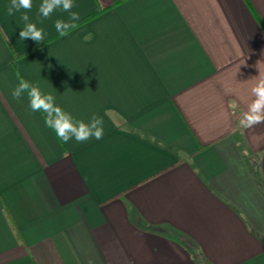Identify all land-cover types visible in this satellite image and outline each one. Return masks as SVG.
Segmentation results:
<instances>
[{"label":"crops","instance_id":"0c3cea01","mask_svg":"<svg viewBox=\"0 0 264 264\" xmlns=\"http://www.w3.org/2000/svg\"><path fill=\"white\" fill-rule=\"evenodd\" d=\"M116 1L60 38L33 0L37 45L0 0V264H264V0ZM18 76L103 138L59 141Z\"/></svg>","mask_w":264,"mask_h":264},{"label":"clouds","instance_id":"9594fccd","mask_svg":"<svg viewBox=\"0 0 264 264\" xmlns=\"http://www.w3.org/2000/svg\"><path fill=\"white\" fill-rule=\"evenodd\" d=\"M75 6V0H41L37 9V20L42 24L57 10L67 13V20L57 19L54 22L59 37H66L79 27L80 15L73 11ZM32 8L33 0H10L6 14L13 16L15 13H21L20 20L23 22V27L19 33V39L22 41L31 39L39 45L45 41V30L30 19L28 13ZM251 93L254 99L239 120L240 126L245 129L264 123V76L257 79ZM11 95L17 101L26 96L29 110L33 113H43L45 127L53 131L58 140L65 144L72 139L77 143H84L91 139L103 138L102 117L93 115L87 123L76 120L71 113L56 104L54 95L44 93L37 84L18 76L17 86L12 90Z\"/></svg>","mask_w":264,"mask_h":264},{"label":"trees","instance_id":"16d2710c","mask_svg":"<svg viewBox=\"0 0 264 264\" xmlns=\"http://www.w3.org/2000/svg\"><path fill=\"white\" fill-rule=\"evenodd\" d=\"M124 1H125V0H117L115 3H113V4L111 5V7H113V6H117V5L121 4V3L124 2ZM107 9H108V8H107ZM103 11H104V10H103ZM103 11H100V12L96 13L95 15H93V16H91V17L85 19V20L82 21L80 24L85 23V22H87V21L93 19L94 17H96V16H98L100 13H102ZM10 50H11V48H10ZM11 51H12V50H11ZM30 52H31V51H30ZM30 52L24 53V54H22V55H16L14 52H12V53H13L15 59H20V58H23V57L27 56Z\"/></svg>","mask_w":264,"mask_h":264}]
</instances>
